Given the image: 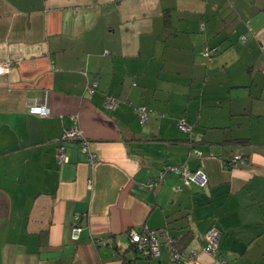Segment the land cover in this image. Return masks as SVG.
Wrapping results in <instances>:
<instances>
[{
	"label": "crops",
	"instance_id": "0c3cea01",
	"mask_svg": "<svg viewBox=\"0 0 264 264\" xmlns=\"http://www.w3.org/2000/svg\"><path fill=\"white\" fill-rule=\"evenodd\" d=\"M7 58L0 264H172L162 229L196 250L186 264H264V0H0ZM34 104L50 114L30 113ZM137 105L153 112L144 122ZM74 122L93 164L79 140L60 138ZM237 152L246 161L228 164ZM183 165L204 170L206 185L176 172L148 185ZM213 224L211 256L201 247ZM132 230L158 231V254L138 253Z\"/></svg>",
	"mask_w": 264,
	"mask_h": 264
},
{
	"label": "built area",
	"instance_id": "2783aa9c",
	"mask_svg": "<svg viewBox=\"0 0 264 264\" xmlns=\"http://www.w3.org/2000/svg\"><path fill=\"white\" fill-rule=\"evenodd\" d=\"M241 40H245L246 36L241 35ZM204 53L207 54V49H204ZM13 65V61L10 58L0 60V73H8ZM89 90L92 91V86H89ZM118 105V101L113 97L105 98V106L109 109H113ZM30 113L47 116L50 114V108L45 104H34L28 108ZM135 111L140 116V120L143 121L147 116V109L143 105H139L135 108ZM177 124L180 129L187 132L192 138L193 134L191 132V127L185 122L183 118L178 119ZM62 140L66 139H76L80 141L81 150L87 155L88 160L93 164L95 163V157L93 152L90 150V141L87 140L83 135L77 124L74 122V125L70 128L64 130L61 135ZM64 147L61 145L57 149V158L59 161H66L67 157L64 155ZM197 156H202V151L198 148H193L191 151ZM232 165H235L237 162H244L241 153H235L232 156ZM168 172H176L181 177L185 185L190 183H195L199 186H204L207 181V175L202 169H195L193 171L189 170L187 166L183 165L182 167L168 166L166 170L161 171L156 177H153L148 185L153 186L162 179L163 174ZM80 215L76 214L74 216V221L71 228V237L73 240H77L80 235L81 226L78 224V219ZM159 232H163L165 236L166 243L171 247V254L173 259V264H186L187 256H194L197 254L195 249H191L188 255L182 250H178L174 245L175 240L167 235V233L162 229ZM158 231L144 230L142 232L129 231L128 239L129 243H132L141 251L144 255H156L158 254ZM221 235V230L216 225H211L203 235L204 243L201 247V250L208 254L214 255L217 252L218 242ZM99 242H103V238H98Z\"/></svg>",
	"mask_w": 264,
	"mask_h": 264
},
{
	"label": "trees",
	"instance_id": "16d2710c",
	"mask_svg": "<svg viewBox=\"0 0 264 264\" xmlns=\"http://www.w3.org/2000/svg\"><path fill=\"white\" fill-rule=\"evenodd\" d=\"M165 15H168V14H166L165 13ZM246 40V39H245ZM244 40V41H245ZM241 41H243V40H241ZM204 49H207V51H208V53L207 54H205L204 53ZM213 51H214V48H211V47H208V46H204L203 48H202V50H201V54L204 56V57H206L207 59H211V57H212V53H213ZM137 106H139V105H137ZM137 106H135L134 107V111H135V108L137 107ZM144 106V105H143ZM146 107V106H145ZM146 109H147V116H146V118L143 120V121H141L140 120V116H139V114H137L138 115V117H139V120H140V122H144L146 119H147V117L150 115V114H152L153 112H152V110L151 109H148L147 107H146ZM136 112V111H135ZM137 113V112H136ZM184 120H185V118L184 117H182ZM178 119H180V118H178ZM178 119H177V121H178ZM185 122H186V120H185ZM187 123V122H186ZM188 124V123H187ZM178 125V124H177ZM189 125V124H188ZM190 126V125H189ZM191 127V126H190ZM64 132V131H63ZM191 132H192V127H191ZM192 134H193V132H192ZM189 135V134H188ZM190 137V136H189ZM61 138V137H60ZM189 140H191V142H192V144H193V146H192V149L193 148H198L197 146H196V143H197V141L195 140V137H194V134H193V137L191 138H189ZM233 140H235L238 144H240V145H245V144H249V142H248V139L247 138H235V139H233ZM199 149V148H198ZM202 151V150H201ZM237 153H239V152H237ZM202 154H203V151H202ZM212 153H211V151H208V155H211ZM235 154V153H234ZM233 154V155H234ZM232 155V156H233ZM242 155V158H244V162L246 161V158H247V156L246 155H243V154H241ZM232 156H231V158L229 159V161H228V164H230V165H232V161H231V159H232ZM168 167V166H167ZM167 167H163L162 169H161V171H164V170H166V168ZM166 172H168V171H166ZM165 172V173H166ZM153 178V177H152ZM182 180V179H181ZM206 185V184H205ZM204 185V186H205ZM199 186V185H198ZM204 186H199V187H204ZM162 234H163V232H161ZM160 233V234H161ZM164 235V234H163ZM159 236V232H158V234H157V237ZM172 238V237H171ZM174 240H175V242H174V245L177 247V249L178 250H182L184 247L182 246V244L180 243L181 241L178 239H175V238H173ZM158 242H159V240H158ZM165 242H166V240H165ZM167 244V243H166ZM133 247H134V249L138 252V253H140V254H142V255H144L141 251H139L138 249H137V247L135 246V245H133ZM167 247H168V249H169V252H170V257H171V263L173 264V259H172V254H171V247L167 244ZM145 256H149V255H145Z\"/></svg>",
	"mask_w": 264,
	"mask_h": 264
}]
</instances>
